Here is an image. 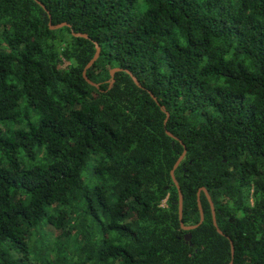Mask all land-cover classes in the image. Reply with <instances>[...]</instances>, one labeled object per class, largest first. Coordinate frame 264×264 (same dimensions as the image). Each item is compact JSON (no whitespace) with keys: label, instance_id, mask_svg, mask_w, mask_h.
<instances>
[{"label":"trees","instance_id":"obj_1","mask_svg":"<svg viewBox=\"0 0 264 264\" xmlns=\"http://www.w3.org/2000/svg\"><path fill=\"white\" fill-rule=\"evenodd\" d=\"M231 258L264 264V0H0V264Z\"/></svg>","mask_w":264,"mask_h":264},{"label":"water","instance_id":"obj_2","mask_svg":"<svg viewBox=\"0 0 264 264\" xmlns=\"http://www.w3.org/2000/svg\"><path fill=\"white\" fill-rule=\"evenodd\" d=\"M39 4H40L41 6H43L42 3L39 2ZM64 24H66V23H60V24H57V25H50V28H59V27H62ZM73 35H75V36L87 37V35L84 34V33H75V32H73ZM99 51H100L99 46H98L97 44H95V53H94L93 57L89 60V62L86 64V66H85V68H84V70H83V76H84V78H85L90 84L95 85V86H97V84L94 83V82H92V81H91V80L85 75V71H86V69L89 68V67L94 63V61L98 58V56H99ZM117 70H120V68H114V69H112V70L110 71V76H111V78L109 79V84H112V83L114 82V73H115V71H117ZM127 72L131 75V77H132V79L134 80V82H135L137 85H139V82L137 81V79L135 78V76H133L129 71H127ZM162 110H165L164 107H162ZM166 115L168 116V113H167V112H166ZM167 134H168L169 136H171V137L173 136L169 131H167ZM182 158H183V154H181V156L178 158V160L176 161V163H175L174 166H173V169H172L171 172H170V174H171V178H172V180H173V182H174V184H175V186H176V188H177V192H178V201H177V204H178V210H179V218H181V215H182V193H181V191H180V188H179L178 182H177V180H176V178H175V176H174V169L177 167V165L179 164V162L181 161ZM201 189L204 190L203 188H201ZM204 192H205L206 197H207V199H208V202H209V205H210V208H211V212H212V215H213V224H214V226L216 227L217 232L220 233V234H223V232L217 227V223H216V220H215V217H214V205H213V202H212V200H211V197L209 196V194H208L205 190H204ZM198 197H199V193H198ZM197 205H198L199 214H200V220H199V222H198L197 224H195V225H191V226H184V225H182V228H183V229H187V230H189V229L195 228V227H197V226L199 225V223H201V222L203 221V210H202V206H201V203H200L199 199H198V201H197ZM185 239H186L187 241L190 240V234H189V233H188V234H185ZM230 244H231V257H233L234 248H233V244H232L231 241H230ZM227 264H232V258H231V260L229 261V263H227Z\"/></svg>","mask_w":264,"mask_h":264}]
</instances>
